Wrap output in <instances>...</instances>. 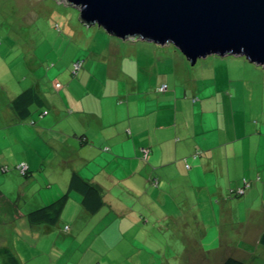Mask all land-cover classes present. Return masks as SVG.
Returning a JSON list of instances; mask_svg holds the SVG:
<instances>
[{"label":"crops","instance_id":"crops-1","mask_svg":"<svg viewBox=\"0 0 264 264\" xmlns=\"http://www.w3.org/2000/svg\"><path fill=\"white\" fill-rule=\"evenodd\" d=\"M118 39L95 46L91 53L88 46L79 49L81 56L74 55L68 67L69 73L79 74L66 89L59 81L51 83L43 76L33 80L27 87L35 89L39 105L32 104L26 118H19L11 106V100L24 89L1 99L0 126L24 123L49 149L43 154L32 145L30 153L16 161L15 166L21 162L27 165L26 173L15 169L30 176L31 181L35 174L46 173L42 184H46L47 199L24 213L20 211V215L35 230L48 233L61 220L65 222L63 230L68 231L64 237L76 238L89 225L92 232L96 231L105 208L120 217L116 223L120 229L124 214L134 208H130V199L140 194L142 200H147V222H177L183 218L186 204L201 208L202 213L194 214L199 224H204L203 217H207L216 226L210 235L220 242L218 248L225 240L235 244L227 256L243 259L250 254L246 250L250 245L264 253L260 243L264 232L263 163L258 153L251 156L245 151L247 142L236 144L243 134L244 120L243 106L235 105L233 99L241 102L244 93L224 84L225 78H230L225 69L224 74H215L216 66L243 62L245 57L206 56L191 64L178 49L169 50L168 44ZM78 59L82 60L81 66L73 73V62ZM159 61L168 71L162 72V78L152 73L160 70ZM188 69L197 71L191 73ZM147 79L156 83L147 86ZM217 81L223 82L218 85L221 87H215ZM56 83L60 86L56 87ZM163 83L167 88L158 90ZM231 131L235 144L226 139ZM2 136L10 145L9 136L17 139L12 133ZM141 148L148 149L145 156ZM73 173L97 189L93 209L85 205L79 190L72 189L54 224L30 221L31 210L67 191ZM243 178L249 186L243 194H231ZM20 193L8 197L0 186V212L17 211ZM258 196L260 202L255 205ZM108 224H113L111 219ZM0 255L1 264L18 263L8 247L0 245ZM84 256L85 253L77 264ZM94 260L80 264H99Z\"/></svg>","mask_w":264,"mask_h":264},{"label":"rangeland","instance_id":"rangeland-1","mask_svg":"<svg viewBox=\"0 0 264 264\" xmlns=\"http://www.w3.org/2000/svg\"><path fill=\"white\" fill-rule=\"evenodd\" d=\"M114 39L118 37L108 34L97 25L83 24L78 18V10L63 1L0 0V102L6 95L25 89L41 76L51 83L54 80L59 81L62 89H66L69 81L76 79L79 74L69 73L68 68L74 55L81 56L79 49L88 46L87 50L91 53L95 46L116 42ZM167 46L171 51L177 50L173 44ZM228 58L232 59L234 56ZM85 59L86 56L83 61ZM245 59V63L229 61L226 66H216L215 74L225 69L230 78L229 81L225 78L224 84L233 91L236 87L240 88L244 93L241 102L235 101L239 98L233 99L235 105L243 106L241 120H244V130L241 132L243 134L238 135L240 137L236 144L247 142L245 151L251 156L258 153L264 167V68ZM200 60L202 59H198ZM159 68V71L152 73L154 76L159 73L158 78H162V72L168 71L161 65ZM188 70L191 73L197 71ZM150 83L156 82L147 79V86ZM221 84L223 82L217 81L215 87H221L218 86ZM227 87L225 90L229 91ZM4 133L6 136L8 133L15 134L17 139L9 136L11 145L6 144L7 140L2 136ZM229 134L226 139L234 140V132ZM36 138L34 132L24 123L0 126V168H6L0 169L1 190L8 197L21 192L17 203L19 212L15 209L11 212H0V245L8 247L16 254L17 264H77L84 253L85 256L78 264L88 263L93 258L99 264H219L229 248L235 245L225 240L222 241V247L218 248L220 242L210 235L216 226L207 217H203L204 224H199L194 214L202 213L201 208L193 209L186 204L183 206L184 216L177 222L161 219L147 222V200H142L140 194L130 199V208H134L124 214L120 229L116 225L120 217L117 218L105 208L100 215L104 219L96 231L92 232V226L89 225L76 238L71 235L64 237V232L68 231L63 230L65 222L61 220L53 225L50 233L35 230V226H31L20 215V211L24 213L28 211L26 209L38 206V202L47 199L46 184H42L46 173L42 172L41 176L35 174L34 181H31L30 176L20 174L15 165L17 160L30 153L32 145L41 149L43 154L49 151L47 144ZM232 144H235V140ZM26 179L28 182L22 183ZM259 202L260 196L255 205ZM134 213L137 215L132 219ZM110 219L113 224H108ZM96 236L98 237L95 238ZM246 250L250 252L247 253L249 256L242 259L246 264H264L263 252L257 251L251 245Z\"/></svg>","mask_w":264,"mask_h":264},{"label":"water","instance_id":"water-1","mask_svg":"<svg viewBox=\"0 0 264 264\" xmlns=\"http://www.w3.org/2000/svg\"><path fill=\"white\" fill-rule=\"evenodd\" d=\"M120 39L173 44L191 63L239 55L264 68V0H60Z\"/></svg>","mask_w":264,"mask_h":264},{"label":"trees","instance_id":"trees-1","mask_svg":"<svg viewBox=\"0 0 264 264\" xmlns=\"http://www.w3.org/2000/svg\"><path fill=\"white\" fill-rule=\"evenodd\" d=\"M38 103L39 99L33 87L25 88L11 100V106L15 110V113L19 118L22 119L26 118L31 113V105H39ZM72 189L79 190L83 194V202L85 203V205L93 209L94 202L92 200L94 199L95 192H97V189L93 185L89 184L87 181L83 180L79 175L73 173L71 175L67 191H65L58 198L51 201L50 203L38 207L34 210H31L28 213L29 220L32 222H46L49 224H54L58 220L60 213L63 210V207L69 195V191ZM97 200L98 202H100V197ZM260 243L264 246V232L261 235ZM219 264L246 263L240 258L234 256H226L221 259Z\"/></svg>","mask_w":264,"mask_h":264},{"label":"built area","instance_id":"built-area-1","mask_svg":"<svg viewBox=\"0 0 264 264\" xmlns=\"http://www.w3.org/2000/svg\"><path fill=\"white\" fill-rule=\"evenodd\" d=\"M81 63H82V60L78 59L76 61L73 62V65H72V71L73 72H76L80 66H81ZM56 87H59L60 84L59 83H56L55 84ZM167 88V85L165 83L159 85L158 89L163 91ZM141 151L143 153V155L145 156L148 152V149L147 148H141ZM16 168L21 172V173H26L28 168H27V165L24 163V162H21L19 163ZM249 186V182L247 179L243 178L242 180V184L238 187H236L235 189H231V194H235V195H239V194H243L244 190L246 187Z\"/></svg>","mask_w":264,"mask_h":264}]
</instances>
